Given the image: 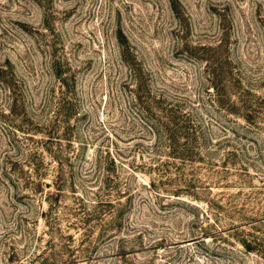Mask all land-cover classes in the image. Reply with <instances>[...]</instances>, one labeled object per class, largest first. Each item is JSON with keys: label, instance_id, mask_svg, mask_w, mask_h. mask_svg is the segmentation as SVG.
I'll return each mask as SVG.
<instances>
[{"label": "rangeland", "instance_id": "374dc122", "mask_svg": "<svg viewBox=\"0 0 264 264\" xmlns=\"http://www.w3.org/2000/svg\"><path fill=\"white\" fill-rule=\"evenodd\" d=\"M0 264H264V0H0Z\"/></svg>", "mask_w": 264, "mask_h": 264}, {"label": "trees", "instance_id": "16d2710c", "mask_svg": "<svg viewBox=\"0 0 264 264\" xmlns=\"http://www.w3.org/2000/svg\"><path fill=\"white\" fill-rule=\"evenodd\" d=\"M245 248H247V249H248V246H245Z\"/></svg>", "mask_w": 264, "mask_h": 264}]
</instances>
